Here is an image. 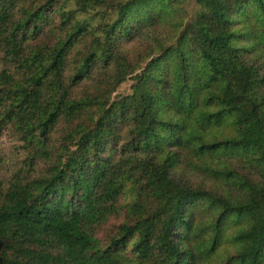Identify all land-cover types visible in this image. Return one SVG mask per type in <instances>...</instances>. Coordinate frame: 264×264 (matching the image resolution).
I'll use <instances>...</instances> for the list:
<instances>
[{
    "label": "trees",
    "instance_id": "obj_1",
    "mask_svg": "<svg viewBox=\"0 0 264 264\" xmlns=\"http://www.w3.org/2000/svg\"><path fill=\"white\" fill-rule=\"evenodd\" d=\"M181 2L0 0V264H264V0Z\"/></svg>",
    "mask_w": 264,
    "mask_h": 264
},
{
    "label": "rangeland",
    "instance_id": "obj_2",
    "mask_svg": "<svg viewBox=\"0 0 264 264\" xmlns=\"http://www.w3.org/2000/svg\"><path fill=\"white\" fill-rule=\"evenodd\" d=\"M64 1V0H63ZM182 6L186 10L189 17H193L196 11V5L194 0H181ZM70 8L73 6V0H67ZM89 17L85 15L80 16V19L88 20ZM90 19V18H89ZM94 18L91 19V21ZM128 85L122 87L121 91H127ZM19 143L14 137L6 130L0 132V179H4L10 176L12 170L16 166L18 160L21 157V152L18 149Z\"/></svg>",
    "mask_w": 264,
    "mask_h": 264
}]
</instances>
